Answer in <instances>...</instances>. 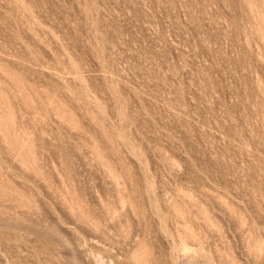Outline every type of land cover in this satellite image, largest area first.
Listing matches in <instances>:
<instances>
[{
  "label": "rangeland",
  "instance_id": "rangeland-1",
  "mask_svg": "<svg viewBox=\"0 0 264 264\" xmlns=\"http://www.w3.org/2000/svg\"><path fill=\"white\" fill-rule=\"evenodd\" d=\"M0 264H264V0H0Z\"/></svg>",
  "mask_w": 264,
  "mask_h": 264
}]
</instances>
